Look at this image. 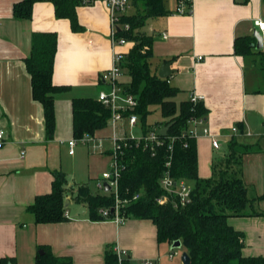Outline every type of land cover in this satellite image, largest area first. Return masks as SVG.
<instances>
[{
	"label": "crops",
	"instance_id": "obj_1",
	"mask_svg": "<svg viewBox=\"0 0 264 264\" xmlns=\"http://www.w3.org/2000/svg\"><path fill=\"white\" fill-rule=\"evenodd\" d=\"M17 2L0 0V130L5 131L0 147V259L35 264L38 247L48 246L54 256L71 257L73 264H103L106 247L113 245L127 251L131 262L150 259L156 263L159 247L153 224V241L142 232L128 239L122 234L131 228L129 222L90 221L86 208L79 213L83 204L74 211L66 210L68 218L60 223L36 224L27 210L37 196L51 192L54 172L65 174V189H70L65 207L71 205L79 186L68 181L61 163V154L66 149L68 154L67 142L73 139L71 100L97 99L101 91H107L101 76L112 67L114 51L126 54L133 43L113 51L109 12L101 3L76 7L81 29L73 32L69 20L55 17L51 2L34 3L28 20L13 17ZM170 2L167 14L148 19L152 26L143 33L153 38L151 70L157 73L162 63L170 64L173 72L168 84L178 89V99L188 100L191 94L203 97L208 111L204 125L220 147L214 149L211 138L198 128V176L210 178L213 169L224 167L231 139L258 146V153L243 155L237 173L248 197L255 199L254 208L264 213V73L255 55L243 57L234 50L235 39L252 37L254 20L264 19V0H194L186 15L173 14ZM37 33L56 35L52 82L68 87L54 97L55 128L50 140L45 134L43 108L32 98L31 78L24 64ZM251 50L261 51L254 46ZM128 82L129 76L122 70L119 83L124 87ZM157 123L147 121L148 127L160 130L163 126ZM123 124L126 126V120ZM233 128L237 130L234 134ZM135 130L139 135L140 123L134 134ZM108 137L102 142H109ZM145 221L152 223L138 219L136 226L144 227ZM228 223L244 233V257H264V217L230 218Z\"/></svg>",
	"mask_w": 264,
	"mask_h": 264
},
{
	"label": "trees",
	"instance_id": "obj_2",
	"mask_svg": "<svg viewBox=\"0 0 264 264\" xmlns=\"http://www.w3.org/2000/svg\"><path fill=\"white\" fill-rule=\"evenodd\" d=\"M43 0H19L13 5L15 19H30L34 3ZM54 7L57 19H67L73 32L81 28L77 22L76 7L78 0H47ZM140 4L141 12L123 15L120 24H127L128 31L117 28L116 37L132 42L133 46L122 60L121 69L129 76L124 86L125 92L137 101L134 113L139 118L143 132H147V117L158 108L160 126L171 125L162 147L152 155L148 151L136 148L133 142L124 150L120 159V178L118 194L121 199L139 197L123 210L122 216L139 220H150L156 228L157 244L167 243L170 247L179 241L181 248L190 258V264H264V257H244V233L229 225L230 218L264 217V213L254 208L255 199L248 197L247 188L238 176L237 169L243 155L259 152L255 145L238 144L234 139L228 142V153L221 169H213L210 178H200L197 172L196 139L186 135L191 119L204 118L208 111L203 103L193 104L188 100H179L178 89L168 84L151 70L153 38L141 32L146 20L167 14L165 0H132ZM254 38L235 39L234 50L237 55L247 57L255 55L256 62L264 73V51L252 53ZM57 49V37L54 33H37L32 37L30 56L24 59L26 70L31 78L33 100L43 108L45 134L51 139L55 128L54 97L66 91L68 87L56 86L52 82V73ZM72 133L74 139L84 135L93 137L96 131L106 127L110 111L97 99L73 98L71 100ZM160 131V130H159ZM171 138L173 141L171 142ZM171 144L172 157L170 173L175 181L183 180L191 188L190 203L186 206L175 204L174 199L158 203L165 193L160 186L165 162L170 154L167 148ZM186 145V146H185ZM67 185L62 172L53 173L51 192L37 196L27 210L33 214L36 224L60 223L67 220L65 201ZM74 200L83 204L88 219L93 222L104 221L99 210L111 208L114 199L107 194H92L88 186L77 188ZM113 245L104 251L103 264H118ZM42 254H39V252ZM0 264H14L12 259L2 258ZM35 264H73L68 256H54L48 246H39ZM125 264H128L126 261Z\"/></svg>",
	"mask_w": 264,
	"mask_h": 264
},
{
	"label": "built area",
	"instance_id": "obj_3",
	"mask_svg": "<svg viewBox=\"0 0 264 264\" xmlns=\"http://www.w3.org/2000/svg\"><path fill=\"white\" fill-rule=\"evenodd\" d=\"M173 3L172 13L176 15H186L191 13L194 0H169ZM132 0H78L79 6H92L97 3L103 4L108 12L110 19V41L114 48L116 46H124L128 41L124 38H117V28L123 29L124 31L129 30L127 24H120L119 19L123 15H129L128 9L132 5ZM255 30L264 39V19H256L253 22ZM127 54V53H126ZM126 54L113 53V65L105 71L101 79L105 84L108 85L107 91H101L97 96V101L100 102L105 108L110 111V117L108 119L107 126L110 128V136L107 140L110 142L109 154L111 157L110 170L101 174V180L97 183V187L100 191L111 195L114 199V204L111 208H102L99 210V214L106 220H111L116 224H122L124 217L122 216L123 210L131 203L136 200L139 196L135 195L132 199L123 198L121 199L118 194V182L120 178V159L124 155V150L130 145L129 142H133L136 148H140L142 151H148L152 155L155 154L156 149L163 146L164 141L159 137V129L154 126L147 127V132H141L139 135L134 134L132 131L139 125V118L134 113V109L137 106V101L133 96L125 92L124 87L119 83V77L121 75V62ZM200 59V58H199ZM189 101L193 104L203 102V97L195 94L189 96ZM126 120V126L123 121ZM204 118H194L189 121L186 135L190 138H197L198 128L202 127V134L211 138V145L214 149H219L220 144L214 136H211L207 127H205ZM233 134L237 132L235 128L232 129ZM5 139V131L0 130V147H2ZM95 140L101 146L102 139L97 140L95 137L84 135L80 139H71L67 142L68 154L73 155L75 147L78 142L86 144L87 142ZM173 141V138L170 140ZM186 146V145H185ZM167 148L170 151L168 159L165 162V171L160 178V186L164 191V195L158 198V203H166L167 200L174 199L175 204L180 206H186L190 203V186L183 180L175 181L171 177V157L172 148L171 144H168ZM109 186V191L104 190V184ZM64 216L68 218V214L65 211ZM113 252L117 257L118 264H155L153 260L146 259L140 261L131 262L127 251L113 247ZM172 258V255H169Z\"/></svg>",
	"mask_w": 264,
	"mask_h": 264
},
{
	"label": "rangeland",
	"instance_id": "obj_4",
	"mask_svg": "<svg viewBox=\"0 0 264 264\" xmlns=\"http://www.w3.org/2000/svg\"><path fill=\"white\" fill-rule=\"evenodd\" d=\"M171 5L170 1L164 3L165 8H169ZM142 7L140 4L133 3L128 9V14L132 15L137 12H141ZM150 26H152V22L146 20L145 26L141 29V32H148ZM264 40V39H263ZM154 111L150 116L147 117V121L149 124H154L155 122H159L161 120V115L158 108H154ZM135 134L138 135V131L135 130ZM110 135L108 128H103L101 131L96 133L94 136L97 140L106 138ZM110 142L104 141L101 142V146H98V142L92 140L87 142L86 144L78 142L75 147V155L69 156L67 154V149L64 150L61 154V163L62 170L68 176V181L74 185L88 186L90 192L92 194H106L103 191H100L97 187V183L101 180V174L103 172H108L110 170L111 157L107 152H103V150L110 147ZM227 156V154L225 155ZM70 190V189H69ZM70 197L73 193L68 194ZM108 195V194H107ZM75 195L71 201V205L69 207H65L66 210L74 211L77 203L74 200ZM66 203V202H65ZM80 205V204H79ZM82 206V204H81ZM85 208V206L80 207ZM80 211V210H79ZM124 223H128V225H132L131 228L122 234L123 237L130 239L132 234H138V232H142L143 236H147L150 240L153 241L154 231L152 223L145 221L143 225H145L142 230L141 227L136 226L140 224L137 222L136 218H126L124 219ZM122 226V225H121ZM157 260L155 264H182L181 263V255L184 252L182 248L173 249L167 243L157 244ZM172 255V258H169V255Z\"/></svg>",
	"mask_w": 264,
	"mask_h": 264
},
{
	"label": "water",
	"instance_id": "obj_5",
	"mask_svg": "<svg viewBox=\"0 0 264 264\" xmlns=\"http://www.w3.org/2000/svg\"><path fill=\"white\" fill-rule=\"evenodd\" d=\"M252 37L255 39V44H253L252 46L255 47L256 50H262L263 48V37L259 34V32L254 31ZM172 70H170V64L169 63H162L157 71V75L159 78L161 79H167L170 77V75L172 74ZM170 124L167 126H164L160 129L159 133L161 136L166 137L167 136V132L170 128ZM104 190L107 192L109 191V186L105 183L104 184ZM68 201H66L65 204H67ZM85 212V208H81L79 213H83ZM181 244L179 241H176L175 243H173V245L171 246V248L173 249H177L180 248ZM39 254H42V252L40 251ZM181 263L182 264H190V258L188 256V254L186 252H183L181 255Z\"/></svg>",
	"mask_w": 264,
	"mask_h": 264
}]
</instances>
